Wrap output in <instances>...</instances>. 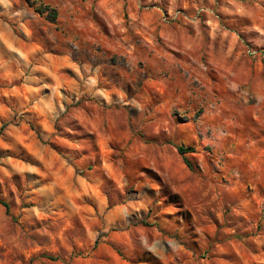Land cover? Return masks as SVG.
Masks as SVG:
<instances>
[{"label":"rangeland","instance_id":"374dc122","mask_svg":"<svg viewBox=\"0 0 264 264\" xmlns=\"http://www.w3.org/2000/svg\"><path fill=\"white\" fill-rule=\"evenodd\" d=\"M91 3L97 9L93 10L92 27L97 39L111 45L108 50L113 55V66L116 57L137 61L139 45L129 47L123 38L131 34L127 31L128 22L133 17L139 18L142 12L140 27L145 31L137 30L133 38L143 41L147 55L155 62L145 68L142 78L136 77L128 90L131 92L134 85L152 101L153 114L159 112L165 119L170 116L177 129L176 137L183 136L182 129L190 121L181 115V110L169 107L170 98L179 95L188 82L211 95L220 94L229 83L242 82L241 89L246 95L252 94L257 100L264 96V28L261 26L264 0H140V9H134L133 0H91ZM25 7L42 15L32 0H25ZM46 22L55 23L49 19ZM217 29L223 31L217 35ZM49 54L59 58L58 52ZM52 64L57 68V59ZM139 66L145 67L144 62L139 61ZM120 74L118 71L117 75ZM52 75L57 78L55 71ZM21 89L27 96L26 86L16 85V95H4L0 101V168L13 173L10 180L0 185V199L10 206L7 212L0 204V225L10 218L23 234L15 262L264 264L261 259L264 244L257 239L264 233V206L260 203L264 201V128L259 127L258 115L249 114L234 133L240 155L259 163L255 174L241 171L234 178V166L220 162L218 169L211 165L196 166L193 161L198 158L199 142H184L180 145L194 149L186 154L190 166L177 148L178 160H168L177 183L165 190L158 179L159 173L152 167L155 161L143 150L148 144L159 146L160 141L141 138L138 144L131 143V128L108 132L86 110L78 113V119L84 123L75 127L74 133H64L53 125L55 135L45 140L43 128L47 121H41L38 113H20L19 123H9L12 112L7 101L11 99L18 104ZM200 102L196 96L189 97L184 110L199 114ZM65 141L82 147L70 149ZM125 142L141 157L138 162H131V157L125 159L121 150ZM29 168L38 172L31 173ZM136 172H142L162 189L167 198L165 207L171 210L167 213L169 218L184 221L179 231L174 229L170 235L147 221L124 223L123 208H116L105 217L100 215L103 189H98L94 181L121 185L125 179L134 180ZM37 176L43 181L39 187L32 179ZM205 181L212 189L219 186V196L204 187ZM201 189L209 192V198L223 203L225 213L231 211L229 205L234 206L233 202L246 205L251 214L240 218L245 221V230L232 232L229 217L198 208ZM27 209L33 210L32 215L26 214ZM133 233L143 237L147 246L135 242ZM0 250L7 251L3 244ZM50 256L57 259L51 260ZM4 261L0 254V264Z\"/></svg>","mask_w":264,"mask_h":264},{"label":"clouds","instance_id":"9594fccd","mask_svg":"<svg viewBox=\"0 0 264 264\" xmlns=\"http://www.w3.org/2000/svg\"><path fill=\"white\" fill-rule=\"evenodd\" d=\"M32 3L41 10L42 15L25 7V0H0V101H3L4 95L15 96L16 85L26 86L28 92L24 96L21 89L18 104L11 99L7 101L12 112L9 123H19L22 118L20 113H38L41 121H47L43 128V138L51 140L55 135L53 125L59 126L64 133L72 134L75 127L84 123L78 119V113L86 110L108 132L131 128V143L138 144L141 138L160 141L159 146L148 144L143 150L155 161L152 167L159 173L158 179L165 190L177 183L168 167V160H178L177 148L184 142H199L198 158L193 161L196 166L208 168L211 165L218 169V162L230 164L234 166V178H238L241 171L249 174L258 171L257 161L240 155V149L236 146L239 141L234 142V133L249 114L258 115L259 127L264 128V96L257 100L252 94L246 95L241 89L242 82L229 83L218 95H211L199 87L193 88L188 82L181 88L179 95L170 98L169 107L181 110V115L190 121L182 129L183 136L178 138L170 116L165 119L159 112L153 114L152 101L143 92L137 91L134 85L131 92L128 90L136 77L142 78L145 68L155 62L147 55V46L143 41L133 38L137 30L141 33L145 31L140 27L142 12L139 18L133 17L128 22L127 31L131 34H126L123 38L129 47L139 45L136 50L137 61L133 62L124 56L116 57V65L113 66V55L108 50L111 45L103 44L97 39L92 27L93 10L97 9L91 0H32ZM47 5L50 7H46ZM133 7L140 9V0H133ZM52 9L58 10L59 15L55 23H48L46 21L51 16ZM155 11L159 13V9ZM172 14L175 15L174 11ZM160 16L162 13L157 16L158 22ZM261 26L264 28V20ZM222 31L217 29V35ZM115 39L113 36V41ZM52 52H58L59 58L49 54ZM54 59H57V68L52 64ZM139 61H143L145 67H140ZM54 71L57 78L52 75ZM118 71L120 75H117ZM3 89H8V92L3 93ZM193 96L201 100L198 105L199 114L190 109L184 110L186 99ZM13 116L16 118L13 119ZM164 141L172 143L165 144ZM64 143L70 149L82 147L67 141ZM121 150L125 159L131 157L133 163L141 159L127 142ZM28 171L37 173L38 169L29 168ZM12 175L11 171L0 168V185L6 179L10 180ZM128 175L126 172V176ZM32 179L38 182L37 187L39 183H43L38 176ZM94 183L98 185V189H103L102 217L116 208H123L125 213L121 218L122 222L147 221L150 226L159 227L170 235L174 229L179 231L184 223L179 218H169L167 213L171 210L165 207L167 198L164 192L142 172H136L134 180L125 179L121 185H105L99 180ZM203 184L210 191H216L219 196V186L212 189L206 181ZM188 198L192 199L190 196ZM198 199L201 202L197 204L198 208L205 211L210 209L229 217V223L233 224L230 231L245 230V221L240 218L245 217L246 213L251 214L246 205L233 202L234 206L229 205L231 211L225 213L224 204L209 198V192L201 189ZM192 203L196 204V201ZM260 203L264 206V201ZM25 211L27 215L33 213L32 209ZM23 239L14 220L9 218L0 225V244L7 249L6 252L0 250V254L5 257L4 264L9 261L18 264L15 256ZM133 239L147 246L143 237L136 236L135 233ZM257 239L264 244V233ZM261 259L264 260V253L261 254Z\"/></svg>","mask_w":264,"mask_h":264},{"label":"trees","instance_id":"16d2710c","mask_svg":"<svg viewBox=\"0 0 264 264\" xmlns=\"http://www.w3.org/2000/svg\"><path fill=\"white\" fill-rule=\"evenodd\" d=\"M46 7H49V6H46ZM40 13H41V10H40ZM57 18H58V12H57V10H56V9H52L51 16H50L48 19H49L50 21H52V22H55ZM178 151H179L181 154H183V155L185 156L186 162L188 163V160H187V158H186V154H187V153H190V152H193L194 149H193L192 147H185V146H183V145H180V146L178 147ZM188 165L190 166L189 163H188ZM0 204H2L3 206H5L7 212H9L10 206H9V204H8L6 201L0 199ZM49 258H50L51 260H56V259H57V258L54 257V256H50Z\"/></svg>","mask_w":264,"mask_h":264}]
</instances>
